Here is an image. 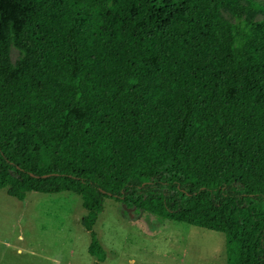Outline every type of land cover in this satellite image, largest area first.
<instances>
[{"label": "trees", "instance_id": "1", "mask_svg": "<svg viewBox=\"0 0 264 264\" xmlns=\"http://www.w3.org/2000/svg\"><path fill=\"white\" fill-rule=\"evenodd\" d=\"M0 190L78 196L98 262L111 199L222 234L224 264H264V7L0 0Z\"/></svg>", "mask_w": 264, "mask_h": 264}, {"label": "rangeland", "instance_id": "2", "mask_svg": "<svg viewBox=\"0 0 264 264\" xmlns=\"http://www.w3.org/2000/svg\"><path fill=\"white\" fill-rule=\"evenodd\" d=\"M264 7V0H237ZM222 17L235 24L225 10ZM259 10H246L240 20L259 21ZM9 63L21 54L12 46ZM78 196L27 193L18 202L0 190V264H224L222 234L127 209L108 199L92 232L104 252L98 262L87 253L89 234L80 226Z\"/></svg>", "mask_w": 264, "mask_h": 264}]
</instances>
